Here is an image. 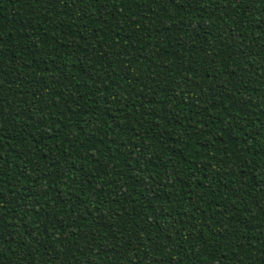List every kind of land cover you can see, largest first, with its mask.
<instances>
[{
    "label": "trees",
    "instance_id": "16d2710c",
    "mask_svg": "<svg viewBox=\"0 0 264 264\" xmlns=\"http://www.w3.org/2000/svg\"><path fill=\"white\" fill-rule=\"evenodd\" d=\"M0 264H264V0H0Z\"/></svg>",
    "mask_w": 264,
    "mask_h": 264
}]
</instances>
